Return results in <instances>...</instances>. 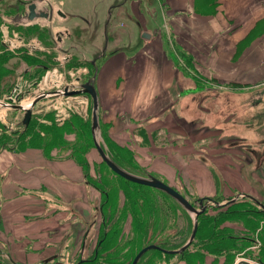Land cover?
Wrapping results in <instances>:
<instances>
[{"label":"crops","instance_id":"obj_1","mask_svg":"<svg viewBox=\"0 0 264 264\" xmlns=\"http://www.w3.org/2000/svg\"><path fill=\"white\" fill-rule=\"evenodd\" d=\"M30 2L36 12L46 11L48 17L29 20ZM110 2V11L129 21L119 33L111 21L104 23V16L99 19L76 0H0V14L23 16L29 24L38 18L52 21L55 14L61 18V29L68 30L63 38H68L75 58L95 64L92 84L98 122L105 123L116 144L133 152L138 165L149 168L170 186L174 185L169 181L171 175L174 180L181 176V182L177 180L181 185L174 186L177 190L184 188L212 198L216 195L213 200L220 203L230 194H246L264 205L260 178L264 170L258 169L264 161V0H217L212 5L205 0H101L103 5ZM144 31L148 37L142 35ZM49 37L52 40L51 33ZM174 45L191 55L196 71L177 58ZM197 74L224 83L249 84L248 98L236 97L233 105L235 88L210 83L212 88H225L212 93L215 109H222L229 100L232 106L225 108L227 103L224 108L244 111V121L224 124L215 114L217 122L207 125L214 126L210 142L202 135L189 139L188 133L182 138L187 148L173 145L171 140L157 145L153 132L169 136L170 128L157 119L162 112L175 107L178 116L193 112L190 134L203 126L198 111L204 108L206 91L197 88ZM228 127L236 129L229 130L235 135L227 137L229 143L220 142L217 133ZM205 139L213 149L202 160L204 151H197V145ZM85 155L91 172L95 151L89 149ZM213 174L223 181L218 188ZM96 201L99 191L85 181L82 166L71 156L56 157L53 152L47 156L36 146L0 149V252L7 261L27 264L42 254V260L62 255L60 250L69 244L72 247L79 237L83 252L86 237L96 226L92 218L98 210ZM231 203L234 201L224 205Z\"/></svg>","mask_w":264,"mask_h":264},{"label":"rangeland","instance_id":"obj_2","mask_svg":"<svg viewBox=\"0 0 264 264\" xmlns=\"http://www.w3.org/2000/svg\"><path fill=\"white\" fill-rule=\"evenodd\" d=\"M79 4H83V9L90 10V12H94L98 14V18L100 16H104L105 18L104 23L106 21H111L113 24V29L117 31V33L126 29L129 25V21L126 17L116 16L115 12L110 11V7L112 2L106 3L103 5L101 0H76ZM154 4V3H153ZM152 3L150 5H153ZM7 14V13H6ZM80 18V16L78 17ZM110 19V20H109ZM102 20V22H103ZM32 23H28L25 17L23 16H12V14L8 15H1L0 14V54L8 53L7 47L2 44V39L6 37V35L13 33H17L19 36H23L25 41H29L32 38L38 39L40 41L41 48L35 47L31 50V52L24 51V49L13 48L14 49V56L12 58L9 57L4 60V62H0L3 68L7 71L5 75L0 77V99L4 102L9 101L8 95L11 94L12 87L15 83L24 84V82L31 83L32 87H35V81H40L44 76H47V81L49 78L54 77L55 74H59L62 82H68L74 77L76 74H79L81 81H87L88 79L92 80L93 75L91 74L90 67L88 62L78 61L74 55L72 48L68 46V38H63L62 42H58V44H54L52 40H50V33L53 36V31L55 28L61 29L63 28V21L60 17L56 14L52 21L43 20V19H35L31 21ZM67 23V22H66ZM42 24V25H41ZM58 26V27H56ZM33 27L40 28L41 30H45L47 33L46 38L43 40L40 38L41 34L38 36L31 31L27 32L26 29H30ZM50 29V33L49 30ZM179 31L181 30V26H179ZM107 35V32L104 33V36ZM175 44V43H174ZM175 46V45H174ZM176 47V46H175ZM177 51V50H176ZM71 54V57L68 60L61 59L57 60L56 57L64 56V53ZM187 55V54H184ZM183 56V55H182ZM177 56L179 60H185L186 57ZM55 57V58H54ZM191 58V55H189ZM34 58V62L32 61ZM41 60L44 66L40 69L37 68L35 65L31 64L32 62L35 63L36 60ZM177 59V60H178ZM192 71L195 70V67L190 64ZM35 66V67H34ZM13 67L14 73L11 76L10 68ZM196 71V70H195ZM204 73V72H203ZM195 83L198 84L197 88H202L205 90L206 96L204 97L203 110H199L198 116L202 122L203 126L194 125V127H200L196 134H190L193 128L190 126V117L193 112H188L183 116L176 115V107L174 110L165 111L159 114L157 119L160 123L165 124L166 128L168 127V138L165 137L163 133L162 136L156 135L158 132H153L154 136H152L153 141L156 142L157 145L163 143L164 145L169 143V140L173 141V145L177 143V145H184L186 148L188 147L185 144H182L184 141L182 138H187L189 133V139L193 136H205L206 139L210 142V138L213 133L214 126L209 125V122H217L216 117L221 116L222 121L224 124L229 122H242L244 118H242L245 113L244 111H227L225 108L229 109L232 105H230L229 100H226L221 106V108L225 107L224 110L218 107V110L215 109V98L212 93H220L223 92L225 88L215 87L212 88L211 86L213 83L217 86H229L235 88V94L231 95L234 98L233 105H236V97L238 98H248L246 95L248 94L247 91L249 87L247 83L244 82H222L221 80L215 79L211 77H205L201 74H197L195 77ZM23 82V83H22ZM82 83V82H81ZM212 83V84H210ZM243 83V84H242ZM26 85V83H25ZM37 85V84H36ZM213 90L214 92H211ZM246 91V92H245ZM26 90H23V94H19L18 98L23 97L24 99H30ZM245 94V95H243ZM87 96L86 103H83V106H80L81 112L78 113L73 111V107L71 104H76L75 99H69L71 102V108H68L67 102H65V97L61 96H54L42 98L39 102L32 106V114L31 118L27 125L22 123L23 113L24 110H19L17 108H11L4 104H0V125L5 127V132L10 134L11 136H18L17 139L21 138L19 141V147L23 146V143L32 141L34 143H39L45 146V142L52 138L46 147V149H51V152L56 157H61L64 155H76L77 157H82L83 154L89 149H93L95 151V157L92 161V171L89 174L92 178L97 176L98 174L101 176L103 183L107 187V191L109 193V199L106 203L105 208V228L108 230V234L101 242L98 247L97 254L94 255L96 259L91 262L90 264H127L130 260L133 253L141 246H146L148 244H156L160 245V247H165V249L176 250L180 248L189 238L190 233L193 228L194 213L186 210L179 202H177L174 198L170 195L165 193L162 190L154 188L152 186H144L143 184L135 185L136 183L129 181L127 179H121L117 176V174L112 171L105 162L101 159L100 155L98 154L93 141L92 136V128H91V110H92V101L89 95ZM229 99V95H227ZM16 98V100L18 99ZM225 97L222 96L223 100ZM19 100V99H18ZM57 100V101H56ZM65 102V103H64ZM223 102V101H222ZM77 105V104H76ZM173 112V113H172ZM244 113V114H242ZM197 114V113H196ZM217 114V115H215ZM260 114V113H259ZM194 116V115H193ZM259 117V116H257ZM194 118V117H193ZM251 116L247 118L250 122ZM258 119H261L259 117ZM199 122V121H198ZM144 123V122H143ZM99 124V143L104 147L106 154L112 159V155L109 151L108 146L106 145L105 138H108V134L105 130V123L98 122ZM145 124V123H144ZM201 125V124H200ZM230 126V125H229ZM58 128L57 131L52 128ZM197 129V128H195ZM236 130L234 127L224 128L222 132L217 133L219 134V138L222 139L220 142L229 143L230 140L227 138L230 134L234 132H229V130ZM58 134V138L54 135L53 131ZM2 133V129L0 128V134ZM179 133V134H178ZM183 134L184 136L180 135ZM193 133V132H192ZM105 134V135H103ZM257 134V133H256ZM97 135V132H96ZM261 135V134H260ZM260 135H255L256 138L261 137ZM36 136V137H35ZM181 136V137H180ZM35 137V138H34ZM41 138H44L41 140ZM110 138V137H109ZM167 138V139H166ZM209 138V139H208ZM231 138V137H230ZM111 139V138H110ZM188 139V140H189ZM205 139V140H206ZM112 140V139H111ZM202 142L197 146H202L200 148L197 147V151L201 152L202 160H205L207 154H210L213 147L212 144L208 141ZM166 143H164V142ZM18 143V142H17ZM185 143V142H184ZM77 147H82L79 151H77ZM204 147V148H203ZM246 150V149H244ZM248 152V150H246ZM133 153V152H132ZM113 160V159H112ZM133 160V159H132ZM136 161V160H135ZM262 162V160H261ZM121 163V162H120ZM127 165L121 166L123 169L127 170L128 172L147 177L149 174L155 175L157 178V174L154 172H150L149 168L140 167L143 169L138 170L134 168L129 162H124ZM138 164V162L136 161ZM123 164V163H122ZM121 164V165H122ZM119 165V164H118ZM90 168V166H89ZM148 169V170H147ZM258 169L264 170V161L262 162L261 167ZM258 169L256 171H258ZM163 174V173H162ZM98 175V176H99ZM121 177V176H120ZM165 178V176H163ZM173 175L169 177V181L173 182L174 186L178 187L181 185V176H177L174 180ZM123 178V177H122ZM264 183V175L260 176ZM161 179V178H159ZM179 180V182L177 181ZM213 180L215 186L218 188L223 184V181L217 176L213 174ZM166 184H168L165 180H163ZM138 184V183H137ZM169 185V184H168ZM105 187V188H106ZM181 187V186H180ZM97 190V189H96ZM177 190V189H176ZM182 195H186L185 197L196 207L200 208L199 206V199L205 198L202 200L203 203H206V208L204 211H210L212 214L217 213L219 210L227 211L231 208L232 205L225 206L224 204L228 203L227 200L232 198L233 194H230L228 197L223 198L221 204L220 202H216L213 200L212 197L208 196H197L196 194H191L186 189L178 190ZM233 195V196H231ZM222 197V196H221ZM101 194L99 193V202L101 199ZM212 198L211 200H207ZM215 198L218 196L215 195ZM247 196L237 195L235 197L234 202L237 200H243L246 203L250 200ZM208 201V202H207ZM209 201H211L209 203ZM215 201V202H214ZM99 202L96 201L95 205H99ZM218 203H220L218 205ZM255 203V202H254ZM209 204V205H208ZM249 205V203H247ZM250 206V205H249ZM216 208V209H215ZM248 208H252L251 206ZM137 212L141 211L143 214H139V218L143 223V227L138 229L135 227L137 224L136 216L133 215V210ZM203 211V212H204ZM198 216L196 218L198 219ZM93 219H96V226L93 227L92 232L89 233V236L86 237L87 242H85L86 249L82 252V240L81 237L75 240V244L71 247L69 244L68 247L62 248L60 250L61 254L64 255L61 257L60 255H56L55 259H59L61 261H68L72 264L76 263L79 258H92L93 251L95 247L96 240L102 236L101 235V223L102 216L101 212L99 213L98 210L94 211L92 215ZM257 227L253 230H246L244 229V224L239 222L237 218L228 221H218L215 220L212 223H208L205 226L204 230L201 232L197 230L195 232L194 238L187 246L188 250L185 251L183 254V250L180 252H173L167 254L157 248H151L146 250L141 257L138 259L136 264H187V256L190 254L192 248H199L201 242H206L205 235H210L212 240H215L219 234H231L233 237H250V239L254 238V240L249 243L246 242V246L243 249L244 253H232L229 251V254L221 253L220 255H213L204 252L203 256L200 257L198 263L195 262L193 264H242L241 260H248L253 263L261 264L257 258L261 251L264 252V218H258L257 220ZM85 226L87 224L85 223ZM223 228H228L224 229ZM110 232V233H109ZM221 232V233H219ZM224 232V233H223ZM252 232V233H251ZM115 236V237H114ZM114 237V238H113ZM233 241V240H232ZM235 242V241H234ZM229 243V244H228ZM233 242L224 241L223 247L227 246V250L231 248ZM242 243V242H241ZM245 243V242H243ZM161 247V248H162ZM186 247V248H187ZM190 247V248H189ZM234 247V246H233ZM261 249V251H258ZM157 250V252H156ZM53 251V250H51ZM49 251V252H51ZM2 254V252H0ZM45 254L39 255L37 258L35 257L33 260H29L28 263H35L40 262L42 257ZM230 255V256H229ZM2 259L7 262L6 256L0 255ZM191 259V258H190ZM264 259V258H263ZM132 260V259H131ZM27 263V264H28ZM29 263V264H30ZM189 264V263H188Z\"/></svg>","mask_w":264,"mask_h":264},{"label":"trees","instance_id":"obj_3","mask_svg":"<svg viewBox=\"0 0 264 264\" xmlns=\"http://www.w3.org/2000/svg\"><path fill=\"white\" fill-rule=\"evenodd\" d=\"M216 2H217V0H205V4H211L212 5V4H215ZM26 30H27V32H30V30L34 31L32 33H34L36 35H38V34L40 35L41 34L40 38L42 40L44 38H46L45 36H47V33H46L45 30H41L40 28H37V27H33V28H30V29H26ZM176 50H177L178 56H182L183 55L184 57H186L185 60H182L185 63V66L191 67V65H190L191 64V58L189 57V54H187V52L182 50L179 46L176 47ZM184 54H187V55H184ZM8 56H9L8 53L3 54V55L0 54V62L1 63L4 62V60ZM33 59L34 58H32V61L34 62L35 59L34 60ZM33 62L31 64H33V65H35L37 67L35 69H40L39 67L42 68L45 65V64L43 65L42 63H40L41 60H39V59H37L35 63H33ZM1 63H0V77L5 75V72L7 71L5 68H3L4 66H2ZM88 65L90 67L91 74L93 75L94 74L95 64H92L91 62H88ZM4 69H5V72H4ZM0 128L2 129V133L0 134V149L1 148H10V149H16L17 150V149H22L24 147L36 146V147H41L43 149V151L46 153L47 156L51 155V149H46L45 146H47L49 143H51L50 141L52 139H55V138H52V139L48 140V142L46 141L45 142L46 143L45 146L41 145L39 143H34V142H32L33 141L32 140V141H29V142L25 141L23 143V146L19 147V145L21 143V142L19 143V141L21 140V138L17 139L18 136L17 137L16 136H11L7 132H5V127L3 125L2 126L0 125ZM52 129L53 130L55 129V131H57L58 128L53 127ZM105 130H106V128H105ZM53 133L56 136V138L59 137L56 132L53 131ZM103 135H105V134H103ZM43 139L44 138H41V140H43ZM104 140H105L106 145L108 146L109 151H110V153L112 155L113 161L117 165L119 164V166L121 167V166L127 165V163L124 164V162H129L131 165L133 164L132 166H134V168H136L138 170H141V171L143 170L136 163V161H135V159L133 157V153H132L131 150H129L126 147L119 146L113 140H111L109 138V136H108V138L106 137ZM80 149H82V147H77V151H79ZM86 152H85V154H86ZM85 154H83V158L82 157H77L76 155H72V154H70L69 156H71L73 159H75V161L78 162L82 166V169H83V172H84V175H85V181L89 185H91L95 189H97L99 191V193L101 194V197H102L101 199L102 200L99 202L98 207H99V213L101 212V216H102V222H100L101 223V227H102L101 228V235L102 236H100L96 240L95 247L93 248L94 251H93L92 258L83 259L79 264H90L91 262H93L96 259L95 255H94V252H95V254H97L99 245L101 244V242L104 240V238L108 234V230L104 229L105 228L104 227L105 226V220L104 219L106 217V214H105L104 210L106 208V203H107V201L109 199V193L107 191L106 185L103 183L102 178H101V176L99 174H98L99 176L97 175L94 178H92L90 176V174H89V162L87 161ZM118 177L121 178V179H124V178H122L120 176H118ZM135 185H139V184L136 183ZM144 186H146V185H144ZM146 187H148V186H146ZM204 199L205 198H202V200H204ZM210 199H212V198H210ZM213 199L216 200L217 198L214 197ZM198 200H200V199L198 198ZM247 203H249V205L252 208H248L250 206ZM247 203L245 201H243V200H240V201L238 200V201H236L234 203L229 204V206L230 205H232V206L227 211L226 210L225 211L219 210L215 214H212V213L210 214L207 211H204V212L200 213L199 216H198V219H197L196 233H197V230H199L200 232L202 230H204V228H205L204 225H206L208 223H212L213 221H215L217 219H218V221L219 220L220 221H224V220H227V219H228V221H230V220H233L234 218H237L239 222L244 224V226H245L244 229L246 228L247 230L253 231L257 227L256 224L258 223L257 222L258 218H260V217H261V219L264 218V210L262 208H260L253 201L249 200ZM132 210H133V215L136 216V220H137V224H135V227H138V229H141L143 227V223H142L141 219L139 218V214L141 215L143 213L141 211L136 213V211H134V209H132ZM224 229L226 230L228 228H223V230ZM206 233H207L205 235L206 242H201L199 248H192V250L190 251V254L187 256V260H186L187 264L188 263L189 264H193L195 262L198 263L197 261H199L200 257H202L204 255L203 254L204 252H206L208 254H213V255H220L221 253H226V252L229 254L230 250L232 251L233 254L234 253H244L243 249L246 246V242L251 243L254 240V238L250 239V237H233L231 234H229V235L228 234H219L215 240H212L210 235L208 234V232H206ZM219 233H221V232H219ZM224 241H228L230 243L233 242L232 243L233 245H231V248L229 250H227V246L223 247V242ZM243 242H245V243H243ZM244 244H245V246H244ZM140 248H141V246L133 253V255L131 256L130 260L127 262V264H130L131 259L133 258L135 253ZM162 248H165V247H162ZM187 250H188V247L183 250L182 254L185 251H187ZM258 251H261V249H259ZM156 252H157V250H156ZM167 254H169V253H167ZM263 258H264V252L261 251L260 254L258 255L257 260L261 264H264V259ZM192 259L195 262H192L191 261Z\"/></svg>","mask_w":264,"mask_h":264},{"label":"water","instance_id":"obj_4","mask_svg":"<svg viewBox=\"0 0 264 264\" xmlns=\"http://www.w3.org/2000/svg\"><path fill=\"white\" fill-rule=\"evenodd\" d=\"M59 15L63 16V13L58 10L57 11ZM47 17L48 16V12L46 11H35V4L33 2H30L28 5V14H27V18L29 20H32L35 17ZM143 36L148 37L149 34L144 31ZM79 92H83L86 93L87 95L90 96L91 101H92V110H91V128H92V136H93V141H94V146L98 152V154L100 155L101 159L105 162V164L112 170L114 171L117 175L138 183V184H143V185H148V186H152L154 188H157L159 190L164 191L165 193H167L168 195H170L172 198H174L177 202H179V204H181L186 210L194 213L195 218H194V223H193V228L192 231L190 233V236L188 238V240L178 249L176 250H171V249H165V248H161L160 246L156 245V244H148L146 246H143L142 248H140L135 255L133 256L130 264H136L138 259L141 257V255L148 249L151 248H157L160 249L164 252L167 253H173V252H180L182 250H184L192 241V239L194 238L196 229H197V218L196 216L200 213H202L205 208H206V203L202 202V199L199 200V206L200 208H196L184 195H182L178 190L174 189L172 186L166 184L165 182H163L161 179L157 178L154 175L149 174L147 177L144 176H140L131 172H128L127 170L123 169L122 167H120L119 165H117L105 152L104 148L102 145H100L97 136H96V131L99 129V124H98V113H97V96H96V91L95 88L92 84V80L88 79L87 81L81 83L80 88L77 90H73V91H65L64 94H75V93H79ZM42 98V95L36 97L32 102L31 105L29 107H22L20 105H14L15 108L18 109H23L24 113H23V118H22V123L24 125H27V123L29 122V119L31 118V108L32 106L35 104V102H37L38 100H40ZM237 195H242V196H248L246 194H236L235 196H233L232 198H230L229 200H227V202H232L235 200V197ZM251 197V196H248ZM251 199H253L254 202H256L260 208H262L264 210V205L259 202L258 200H256L255 198L251 197ZM207 200H211L213 202L212 199H207ZM209 201V203L211 202ZM208 202V201H207ZM209 205V204H208ZM56 254H53L51 256H48L46 258H44L43 260H41L40 262H36V263H32V264H69L67 262L64 261H60V260H56V261H51L53 259H55ZM82 261V259L78 260V262L74 263V264H79ZM242 264H257V263H253L250 262L248 260H241ZM0 264H20L17 262H13L10 261L9 262H2L0 261Z\"/></svg>","mask_w":264,"mask_h":264},{"label":"built area","instance_id":"obj_5","mask_svg":"<svg viewBox=\"0 0 264 264\" xmlns=\"http://www.w3.org/2000/svg\"><path fill=\"white\" fill-rule=\"evenodd\" d=\"M67 31H68L67 29H63V30L61 29V30L55 31L52 36V39H53L52 41L54 42V44H58L61 38L66 36ZM1 42L5 47H7V49L23 47L26 49L28 53L31 52V50L34 49L35 47L41 48L40 41H38V39L32 38L29 41H25L23 36H19L17 33H13L12 35L10 34L6 35V37L2 39ZM63 53H64V56H58L56 57V59L57 60H61V59L68 60V58L71 57V54L66 53V52H63ZM91 63L93 64V62ZM81 82L83 83L85 81H81L79 74H76L68 82H62L59 74H55L54 77L49 78V81H47V76H44L39 82L35 81L34 88L32 87L31 83H28L27 81L24 82V84L15 83V85L12 87L11 94L8 95L9 101L4 102L0 99V104L9 106L12 103V105L18 104L22 106L20 104L21 101L30 100V104H29L30 106L31 102L40 95H42V98H47V97H52V96L56 98V96H61V97H65L64 99H65V102H67L66 106L68 108H71V105H72L73 111L82 113L80 106H83V103H86L87 96L84 95L83 92H79L75 94H64L65 91H73V90L79 89ZM23 90H26L27 92H29L28 94L29 96H31L30 99H24L23 97L18 98L19 94L21 93L23 94ZM16 98H18L19 100L18 99L16 100ZM69 99H75L77 105L71 104ZM40 100H38L37 102H39ZM37 102H35V104Z\"/></svg>","mask_w":264,"mask_h":264},{"label":"flooded vegetation","instance_id":"obj_6","mask_svg":"<svg viewBox=\"0 0 264 264\" xmlns=\"http://www.w3.org/2000/svg\"><path fill=\"white\" fill-rule=\"evenodd\" d=\"M27 8H28V7H27ZM16 49H18V48H16ZM21 49H24V51H26V49L23 48V47H21L20 50H21ZM8 53L10 54V57H9V56H8V57H9V58H12V57L14 56V49H9V50H8ZM25 53H27V51H26ZM8 57H7V58H8ZM13 73H14V70H13V67H11V68H10V73H9V74H11V76H12ZM16 105H18V104H16ZM9 107H11V108H12V107L15 108L14 105H12V103L9 105ZM24 108H25V107H24ZM17 109H18V108H17ZM19 110H21V109H19ZM22 110H23V109H22ZM31 114H32V109H31ZM0 255H3V254L0 253ZM63 255H64V254L62 253V255H60V256L62 257ZM55 258H56V257H55ZM80 259L83 260L84 258H79L78 260H80ZM56 260H59V259H53V260H51V261H56ZM78 260H77L76 262H78ZM0 261H2V262H6V261H5L4 259H2L1 257H0ZM60 261H61V260H60ZM7 262L10 263V261H7ZM64 262H67V263H69V264H72V263H70L71 261H70V262H68V261H64Z\"/></svg>","mask_w":264,"mask_h":264},{"label":"bare ground","instance_id":"obj_7","mask_svg":"<svg viewBox=\"0 0 264 264\" xmlns=\"http://www.w3.org/2000/svg\"><path fill=\"white\" fill-rule=\"evenodd\" d=\"M20 104L22 105V107H28L29 106V104H30V100H23V101H21L20 102ZM97 132V139L99 140V131L97 130L96 131ZM153 175V174H152ZM155 176V175H154ZM162 180V179H161ZM163 181V180H162ZM232 196V195H231ZM97 208H98V211H99V207L97 206ZM199 215V214H198ZM83 231H84V229H83ZM82 231V232H83ZM45 257V256H44ZM43 258V257H42ZM36 263V262H35ZM30 264H32V263H30Z\"/></svg>","mask_w":264,"mask_h":264}]
</instances>
